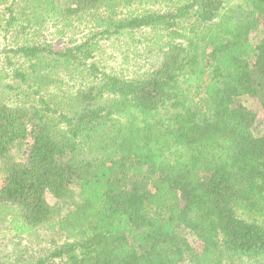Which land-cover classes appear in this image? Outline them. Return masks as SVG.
Returning <instances> with one entry per match:
<instances>
[{
    "label": "trees",
    "instance_id": "16d2710c",
    "mask_svg": "<svg viewBox=\"0 0 264 264\" xmlns=\"http://www.w3.org/2000/svg\"><path fill=\"white\" fill-rule=\"evenodd\" d=\"M13 1L6 31L100 28L0 57V217L64 238L31 264H264V0H33L26 25ZM123 37L128 75L93 60Z\"/></svg>",
    "mask_w": 264,
    "mask_h": 264
},
{
    "label": "rangeland",
    "instance_id": "374dc122",
    "mask_svg": "<svg viewBox=\"0 0 264 264\" xmlns=\"http://www.w3.org/2000/svg\"><path fill=\"white\" fill-rule=\"evenodd\" d=\"M186 1L171 0L165 2L163 0L158 2L154 0H136L130 4H125L124 8H120L119 12L122 16L144 9L170 12L177 5ZM4 5L6 4H0V10H2L0 14L5 11ZM35 7L36 2L33 0H16L13 12L26 25L28 23V16L34 17ZM22 10L25 14H21ZM5 15L8 16L9 14L5 13L3 16ZM0 22L3 24L5 20L1 19ZM16 24V27L10 28L7 31L0 27V57L3 54V49L13 47L16 44L34 43L36 41L44 43L45 47L50 46L55 50H62L68 47L72 41L78 40L81 42L91 31L100 30L96 26V23L87 20L74 22L71 25L65 26L63 23L49 18L44 24L34 22L32 23L33 26H28L22 31L20 30L22 28L20 21H17ZM126 40L125 37L120 38L121 42L113 39L103 40L101 48L96 50V57L93 60L97 61L101 68L108 71L123 72L127 75L131 74L134 70L135 55L130 56L131 62L126 65L123 63L125 61L124 55L121 54V49H124V51L126 49V46H123V42ZM138 59L137 62L139 61ZM255 108L259 112L258 116L264 119V109L259 105H256ZM48 198L50 202H53L52 197ZM5 219L0 217V258L7 263L31 264L38 257L50 254L64 241V238H60L55 234L44 233V231L16 235L10 229L8 220ZM51 264L66 263L63 258L55 257Z\"/></svg>",
    "mask_w": 264,
    "mask_h": 264
}]
</instances>
